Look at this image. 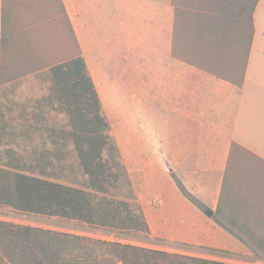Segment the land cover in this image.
Instances as JSON below:
<instances>
[{
	"label": "trees",
	"instance_id": "1",
	"mask_svg": "<svg viewBox=\"0 0 264 264\" xmlns=\"http://www.w3.org/2000/svg\"><path fill=\"white\" fill-rule=\"evenodd\" d=\"M259 0H172L171 54L241 89L251 49L253 13ZM37 6L32 7L33 3ZM54 3V8L50 7ZM35 11V12H34ZM41 11V12H40ZM49 15L63 19L76 49L63 60L45 58L28 34L34 22ZM0 29V206L27 214L56 216L110 231L143 232L149 227L134 195L127 200L106 194V183L118 177L103 152L108 150L126 178L127 170L101 110V101L82 56L62 0H2ZM49 73L48 94L38 100L65 112L85 186L50 180L46 160L29 171L13 147L8 114L13 111L7 86L30 73ZM61 151H55V154ZM31 172V173H30ZM129 182V181H128ZM182 193L202 207L177 182ZM130 184V183H129ZM213 219L264 258V158L232 141ZM218 249H207L215 252ZM0 264H237L169 252L76 233L0 220Z\"/></svg>",
	"mask_w": 264,
	"mask_h": 264
},
{
	"label": "crops",
	"instance_id": "2",
	"mask_svg": "<svg viewBox=\"0 0 264 264\" xmlns=\"http://www.w3.org/2000/svg\"><path fill=\"white\" fill-rule=\"evenodd\" d=\"M62 1L122 162L126 154L129 156L127 176L148 224L149 237L204 250L243 251L246 245L204 210H215L232 141L264 158V138L246 135L234 120L233 105L242 95L256 53L258 63L264 59V0L258 1L253 13L254 34L240 90L172 56V0H116V8L107 7V0ZM1 4L2 0L0 20ZM115 14L116 50L123 48L120 58L126 64L118 66L114 87L119 90L127 84L132 99L127 138L119 125L121 106H110L101 95L103 65L101 57H95L96 53L104 55V45L115 37ZM137 49L140 64L145 61L143 65H147L140 75L127 63ZM178 181L202 207L188 200ZM167 189L183 209L168 205ZM149 194H154V204L160 203V209L150 203Z\"/></svg>",
	"mask_w": 264,
	"mask_h": 264
},
{
	"label": "rangeland",
	"instance_id": "3",
	"mask_svg": "<svg viewBox=\"0 0 264 264\" xmlns=\"http://www.w3.org/2000/svg\"><path fill=\"white\" fill-rule=\"evenodd\" d=\"M106 5H108L107 7L111 5V7L116 8V0H107ZM35 6H37V3L34 2L32 7ZM54 6V3L50 5L52 9ZM43 15H45L44 18L33 23L28 38L31 43L40 45L42 49L40 51L45 58L52 59L54 57L56 61L63 60L70 56V53L76 47L61 17L51 16L45 11H43ZM113 26L114 39L104 45L106 50L104 55L96 53L95 57L97 59V56H100V65H103V68H101L103 82L101 95L104 96L105 103H109L110 106L113 103H116V106L119 103L121 106L122 117L119 125L122 135L127 138L130 123L132 125V122H129V106L132 103V99L127 84L123 85L119 90L115 88L116 70L120 63L126 64L123 61L124 59L120 58L123 48L116 50V14ZM122 46L124 47L123 44ZM133 52L127 63L131 64L137 70L138 75H140L142 71L146 70L147 65L146 67L143 65L145 61L140 64L139 49L133 50ZM257 56L258 54L256 53L242 95L237 98L238 102L235 101L233 105L234 120L237 125L245 129L247 136L260 137L262 139L264 138V59H261L260 63H258ZM49 86L50 80L47 70L40 73H30L20 78L15 84L7 86L9 87L8 97L12 102L10 104L13 106V111L8 114L10 138L6 144L1 146V149L6 147L16 149L18 154L23 156L24 162L33 167L29 171L35 175H41L38 167L34 166L36 159L44 158L48 171V176L45 177L72 186H85L87 175L82 171L75 146L71 140L65 138L63 133L71 129L69 116L65 112L49 108L44 103H38L39 99L48 94ZM142 109L143 112L145 110L144 105H142ZM142 116L145 119L144 112ZM153 123L159 129L158 122L154 121ZM58 149L61 154H55ZM103 158L109 162L112 171L118 173V177L112 178L106 183V194L116 199L127 200L131 203L132 208H136L135 203L137 202L134 200V191L129 184L130 182H128V178H126L120 168L115 166L108 150L103 152ZM128 162L129 156L126 154L123 163L127 168ZM167 192H170V189L166 190L165 197L168 205L183 209L184 206L177 202L172 194ZM147 196L151 204L155 205L157 209L161 208L160 203L154 204V194ZM189 201L195 205L191 200ZM0 220L162 249L169 252L201 255L202 257L225 262L264 264V258L254 253L248 246L243 251L217 250L208 252L191 245L166 242L159 236L149 237L141 231H110L61 217L20 213L4 206H0Z\"/></svg>",
	"mask_w": 264,
	"mask_h": 264
},
{
	"label": "water",
	"instance_id": "4",
	"mask_svg": "<svg viewBox=\"0 0 264 264\" xmlns=\"http://www.w3.org/2000/svg\"><path fill=\"white\" fill-rule=\"evenodd\" d=\"M204 213H205L206 216H208V217H212L213 214H214V211H213L212 209H210V208H206V209L204 210Z\"/></svg>",
	"mask_w": 264,
	"mask_h": 264
},
{
	"label": "built area",
	"instance_id": "5",
	"mask_svg": "<svg viewBox=\"0 0 264 264\" xmlns=\"http://www.w3.org/2000/svg\"><path fill=\"white\" fill-rule=\"evenodd\" d=\"M155 200H156V198L154 197V198H153V201H155Z\"/></svg>",
	"mask_w": 264,
	"mask_h": 264
}]
</instances>
